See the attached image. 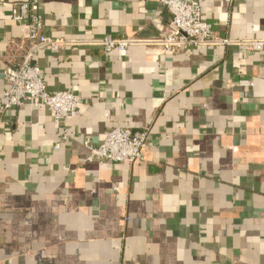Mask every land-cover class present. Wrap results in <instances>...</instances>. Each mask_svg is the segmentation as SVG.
I'll return each mask as SVG.
<instances>
[{
    "label": "crops",
    "instance_id": "0c3cea01",
    "mask_svg": "<svg viewBox=\"0 0 264 264\" xmlns=\"http://www.w3.org/2000/svg\"><path fill=\"white\" fill-rule=\"evenodd\" d=\"M27 1L54 39L147 42L171 20L159 0H0V98L29 48L11 19ZM202 14L219 38L264 40V0H204ZM34 64L83 103L60 123L0 110V264H264V48L74 45ZM116 127L148 129L145 161L87 163L85 141Z\"/></svg>",
    "mask_w": 264,
    "mask_h": 264
},
{
    "label": "built area",
    "instance_id": "2783aa9c",
    "mask_svg": "<svg viewBox=\"0 0 264 264\" xmlns=\"http://www.w3.org/2000/svg\"><path fill=\"white\" fill-rule=\"evenodd\" d=\"M203 2L204 0H159L160 6L170 13L171 20L166 32L159 38L147 42L128 38L114 39L110 36L92 40L50 38L45 32V20L39 13L37 4L29 1L14 4L11 8V19L27 27L29 48L18 67L4 68L3 76L8 88L0 98L1 113L29 104L35 110L52 109L57 123L78 115L83 103L81 97L69 91L56 93L48 91L45 75L34 64L35 55L41 48L60 52L67 46L83 45L101 48L110 53L123 52L132 45L144 44L158 47L163 53L172 55L184 53L192 48L212 46H235L251 52L263 50L264 40H231L217 37L212 26L203 20ZM3 125L1 120L0 126ZM148 134L149 131L145 128L133 130L129 127H116L96 147L92 146L90 140H86L84 145L90 150L86 162L98 164L143 162ZM68 136L67 130L61 140H67ZM55 148L59 149L60 143Z\"/></svg>",
    "mask_w": 264,
    "mask_h": 264
}]
</instances>
